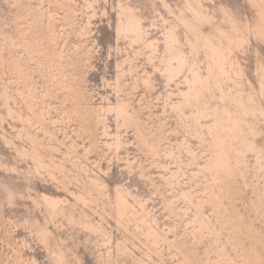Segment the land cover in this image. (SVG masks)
<instances>
[{
    "label": "rangeland",
    "instance_id": "rangeland-1",
    "mask_svg": "<svg viewBox=\"0 0 264 264\" xmlns=\"http://www.w3.org/2000/svg\"><path fill=\"white\" fill-rule=\"evenodd\" d=\"M0 264H264V0H0Z\"/></svg>",
    "mask_w": 264,
    "mask_h": 264
}]
</instances>
